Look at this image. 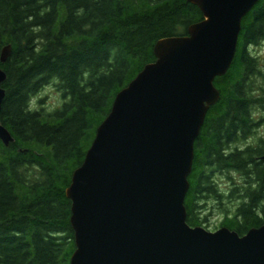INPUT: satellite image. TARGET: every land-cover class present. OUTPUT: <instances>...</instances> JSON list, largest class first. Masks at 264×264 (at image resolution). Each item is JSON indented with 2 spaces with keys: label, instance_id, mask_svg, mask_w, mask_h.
<instances>
[{
  "label": "trees",
  "instance_id": "obj_1",
  "mask_svg": "<svg viewBox=\"0 0 264 264\" xmlns=\"http://www.w3.org/2000/svg\"><path fill=\"white\" fill-rule=\"evenodd\" d=\"M259 1L242 21L232 67L215 80L221 98L195 143L184 201L191 227H202L200 199L213 192L209 178L198 182L200 172L245 165L241 155L225 158L221 150L237 133L233 125L254 124L253 113L264 109V91L255 93L262 91L260 61L247 51L264 43ZM202 15L188 0H0V57L12 46L0 61L7 74L0 119L14 138L9 146L0 140V264H71L76 244L66 191L74 172L117 95L156 61L157 42L187 36ZM51 84L64 103L52 113L34 108V96ZM255 174L264 183V169ZM262 189H251L223 225L240 236L264 226Z\"/></svg>",
  "mask_w": 264,
  "mask_h": 264
},
{
  "label": "water",
  "instance_id": "obj_2",
  "mask_svg": "<svg viewBox=\"0 0 264 264\" xmlns=\"http://www.w3.org/2000/svg\"><path fill=\"white\" fill-rule=\"evenodd\" d=\"M204 20L157 42L156 61L116 97L66 191L71 264H264V226L240 236L187 223L195 143L221 98L242 21L259 0H188ZM12 46L2 48L5 64ZM7 74L0 69V116ZM1 124L0 140L14 138Z\"/></svg>",
  "mask_w": 264,
  "mask_h": 264
},
{
  "label": "flooded vegetation",
  "instance_id": "obj_3",
  "mask_svg": "<svg viewBox=\"0 0 264 264\" xmlns=\"http://www.w3.org/2000/svg\"><path fill=\"white\" fill-rule=\"evenodd\" d=\"M252 48H248L247 51H249L250 54L255 55L254 57L258 59V56L250 51ZM238 52L239 47L237 49V53ZM261 75L264 77L263 74ZM263 91L264 90H258L255 93L262 95ZM260 112L264 114V109L260 108L259 110H255L253 113L255 123L252 125H233L234 128H237V133L233 137L231 136L230 140H225L228 144L225 145V147L223 146V150H221L225 158L235 154L241 155L239 156V159H242L245 162V165H238L237 168H234L233 166H223L221 168H213L211 171L207 172H205L204 169L200 172L198 182L202 185L204 179L209 178L213 190V192L210 193H203L202 198L200 199L199 211L202 219H204L203 225L207 224L209 219L206 215H204V212L208 210V205L210 204L209 201L216 203L217 207L220 208H225L227 206L226 203L229 204V207H236L233 211H226L224 218L225 221L220 224L221 228H223L225 227L223 224L226 223L227 214L231 218L234 211L246 202L251 189L253 191H260V189L263 188L262 191L264 196V183L260 184L255 174L257 168L262 167V169H264V136L258 135L257 140H255L254 137L256 136V133L259 132L260 127L263 126L261 123L264 122V117L261 119L256 118V115ZM252 153L254 156L253 162H251L249 156H246ZM205 163V160L202 161V164H204L206 168ZM262 206L264 207V199L262 201Z\"/></svg>",
  "mask_w": 264,
  "mask_h": 264
},
{
  "label": "rangeland",
  "instance_id": "obj_4",
  "mask_svg": "<svg viewBox=\"0 0 264 264\" xmlns=\"http://www.w3.org/2000/svg\"><path fill=\"white\" fill-rule=\"evenodd\" d=\"M252 53H255L258 56V61H260L259 69L261 74L264 75V43L259 45L258 47H253L250 50ZM232 76L230 77V80ZM260 81L257 83L256 88L264 90V77L259 78ZM35 98L32 100V106L38 110L44 109L48 113H52L64 103V98L61 96V93L58 91L56 84H51L42 89V91L34 96ZM264 117L262 112L256 115V118L261 119ZM264 119V118H263ZM263 126L260 127L258 133H256L255 140L258 139L259 136H264V122L261 123ZM208 210L204 212L206 217H208L207 224L202 225L208 231L215 232L220 229V224L225 221V214L227 210H234L232 206L229 207V204L226 203L225 208L217 207L216 203L209 201ZM237 203V202H236ZM231 213V212H230Z\"/></svg>",
  "mask_w": 264,
  "mask_h": 264
},
{
  "label": "bare ground",
  "instance_id": "obj_5",
  "mask_svg": "<svg viewBox=\"0 0 264 264\" xmlns=\"http://www.w3.org/2000/svg\"><path fill=\"white\" fill-rule=\"evenodd\" d=\"M217 231V230H216Z\"/></svg>",
  "mask_w": 264,
  "mask_h": 264
}]
</instances>
